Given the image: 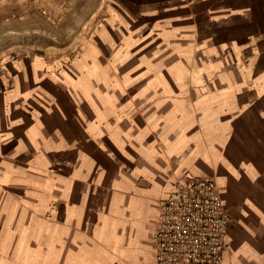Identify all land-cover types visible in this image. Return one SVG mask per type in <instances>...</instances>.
I'll list each match as a JSON object with an SVG mask.
<instances>
[{
  "label": "crops",
  "instance_id": "crops-1",
  "mask_svg": "<svg viewBox=\"0 0 264 264\" xmlns=\"http://www.w3.org/2000/svg\"><path fill=\"white\" fill-rule=\"evenodd\" d=\"M0 78V264H158L178 181L211 178L222 264H264V0H105Z\"/></svg>",
  "mask_w": 264,
  "mask_h": 264
},
{
  "label": "built area",
  "instance_id": "built-area-1",
  "mask_svg": "<svg viewBox=\"0 0 264 264\" xmlns=\"http://www.w3.org/2000/svg\"><path fill=\"white\" fill-rule=\"evenodd\" d=\"M229 222L215 180L178 181L160 205L153 234L158 264H222Z\"/></svg>",
  "mask_w": 264,
  "mask_h": 264
},
{
  "label": "rangeland",
  "instance_id": "rangeland-1",
  "mask_svg": "<svg viewBox=\"0 0 264 264\" xmlns=\"http://www.w3.org/2000/svg\"><path fill=\"white\" fill-rule=\"evenodd\" d=\"M105 0H0V78L9 65L30 54L77 46L97 25Z\"/></svg>",
  "mask_w": 264,
  "mask_h": 264
}]
</instances>
